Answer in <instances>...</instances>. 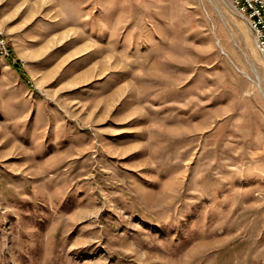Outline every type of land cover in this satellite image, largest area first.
<instances>
[{
  "label": "rangeland",
  "instance_id": "rangeland-1",
  "mask_svg": "<svg viewBox=\"0 0 264 264\" xmlns=\"http://www.w3.org/2000/svg\"><path fill=\"white\" fill-rule=\"evenodd\" d=\"M22 1L0 5V264H264V56L231 0H55L111 69L56 98L10 65Z\"/></svg>",
  "mask_w": 264,
  "mask_h": 264
},
{
  "label": "crops",
  "instance_id": "crops-1",
  "mask_svg": "<svg viewBox=\"0 0 264 264\" xmlns=\"http://www.w3.org/2000/svg\"><path fill=\"white\" fill-rule=\"evenodd\" d=\"M4 1L0 0V5ZM54 1L23 0L17 4L16 12L26 15L17 27L10 28L19 33L14 44L25 61L24 80L36 81L34 88L42 89L51 98L89 86L97 78L105 80L111 71L104 69V59L94 52V42L80 39L77 32L70 30L63 10L53 15V11L58 12Z\"/></svg>",
  "mask_w": 264,
  "mask_h": 264
},
{
  "label": "built area",
  "instance_id": "built-area-1",
  "mask_svg": "<svg viewBox=\"0 0 264 264\" xmlns=\"http://www.w3.org/2000/svg\"><path fill=\"white\" fill-rule=\"evenodd\" d=\"M235 12L251 29L255 44L264 56V0H231ZM12 50L7 39L0 34V56L11 58Z\"/></svg>",
  "mask_w": 264,
  "mask_h": 264
},
{
  "label": "trees",
  "instance_id": "trees-1",
  "mask_svg": "<svg viewBox=\"0 0 264 264\" xmlns=\"http://www.w3.org/2000/svg\"><path fill=\"white\" fill-rule=\"evenodd\" d=\"M10 65L17 71V73L24 79L23 71L21 70V66L19 63L10 62Z\"/></svg>",
  "mask_w": 264,
  "mask_h": 264
},
{
  "label": "bare ground",
  "instance_id": "bare-ground-1",
  "mask_svg": "<svg viewBox=\"0 0 264 264\" xmlns=\"http://www.w3.org/2000/svg\"><path fill=\"white\" fill-rule=\"evenodd\" d=\"M261 91V90H260Z\"/></svg>",
  "mask_w": 264,
  "mask_h": 264
}]
</instances>
